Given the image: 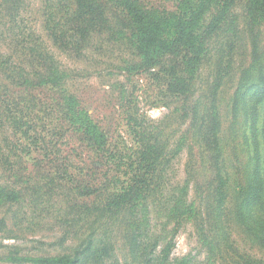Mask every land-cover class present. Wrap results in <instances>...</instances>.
<instances>
[{"label":"rangeland","instance_id":"1","mask_svg":"<svg viewBox=\"0 0 264 264\" xmlns=\"http://www.w3.org/2000/svg\"><path fill=\"white\" fill-rule=\"evenodd\" d=\"M51 1L25 0L17 23L24 33L20 37L25 43H42L54 55L60 69L67 73V91L80 98L108 134L117 161L108 166L99 164L101 158L69 130L60 113V90L31 89L39 104L30 110L18 108L20 112L12 113L2 107L0 184L19 189L21 196L16 202L0 205V264H54L39 259L63 255L78 256L80 264H158L161 258L163 264H238L240 254L264 261V249L234 223L226 225L230 235L214 237L210 250L192 221L177 219L168 211L175 198L185 194L186 187L188 199L197 198V185L188 176L191 153L198 148L191 128V107L219 76L224 159L229 167L233 165L230 150L243 122L242 117L234 118L235 99L256 81L255 73L247 77L245 71L253 61L257 41L262 46L257 62L264 65V24H251L245 0H236L228 22L211 39L192 92H180L172 86L173 75L183 72V51L166 55L153 68L130 71L137 56L128 36L117 34L121 24L115 18L114 32L93 30L83 39L82 33L72 28L70 17L74 16L68 14L75 2ZM143 1L174 8L177 0ZM52 17H58V21ZM48 19L56 25L57 34L68 29L65 38L70 43L50 37L45 29ZM4 25L0 23V57L10 63L14 45L6 40L11 30ZM4 71L0 70L1 79L17 90L16 80L9 82ZM22 113L31 114V122L37 115L38 119L48 116L45 127L59 134L50 143L52 158L44 157V151L37 152L34 144L29 149V139L22 137L12 122L13 116ZM140 125L161 131L158 138L165 146L164 189L150 199L148 220L141 227L129 229L123 218L106 221L101 211L128 175L126 163L138 146L136 132ZM178 147L182 150L176 152ZM65 168L72 173L71 181L57 172ZM231 199L228 207L234 203ZM230 242L238 252L231 250ZM136 246L144 260L136 253Z\"/></svg>","mask_w":264,"mask_h":264},{"label":"trees","instance_id":"2","mask_svg":"<svg viewBox=\"0 0 264 264\" xmlns=\"http://www.w3.org/2000/svg\"><path fill=\"white\" fill-rule=\"evenodd\" d=\"M24 2L25 0H0V23H5L4 26L10 28L11 35L6 40L14 45L11 53L14 54V59L9 55L8 59L12 61L8 63L4 57H0V70L7 72L9 82L16 80L17 86V90L13 91L9 88V83H5L0 77V118L4 116L2 107L12 113L37 107L39 99L32 93L35 88H49L56 92L60 90V113L69 130L94 155L101 158L99 164L108 166L116 162L117 157L110 148L108 134L80 98L67 91V73L60 69L54 55L42 43H25L21 39L20 36L24 33L17 23ZM73 2L75 6L68 14L74 16L70 17L72 28L78 29L83 39L91 35L93 30L114 32L116 29L112 18L121 24L117 34L121 32L128 36L137 56L134 64L128 68L130 71L153 68L166 55L183 51V72L181 75H173L172 86L180 92H192L195 75L209 51V43L228 22L236 0H177L174 8L148 4L143 0ZM245 3L251 24H264V0H245ZM54 13L55 9L52 11L53 16ZM52 18L55 22L58 21V17ZM45 29L51 38L64 39L63 42L70 43L67 41L70 39L65 38V31L68 29H61L62 35L57 34L56 25L49 19ZM253 48V61L245 75L249 77L255 73L256 81L241 98H238V94L235 99L234 118L236 120L242 117L243 122L239 124L240 135L236 136L230 150L233 165L229 167L224 159L221 137L223 130L218 106L222 77L219 76L203 97L191 107V123L194 125L191 128H194L198 148L191 153L188 176L197 185V198L189 200L186 194L189 187H186L185 194L181 193L168 207L170 215L195 224L201 241L210 250L214 248L213 239L216 235L220 234L222 239L226 234L230 235L226 226L230 222L239 226L251 242L264 249V65L257 62L262 50L260 42L254 43ZM31 119V114L22 113L21 116H13L12 122L18 126L22 137L29 139L30 150L34 144L37 152L44 151V157L52 158L50 143L59 134L49 132L45 127L48 116H40L38 119L37 115L32 122ZM160 133L158 127L144 128L140 125L137 129L138 146L126 163L128 175L112 200L101 211L106 221L110 218L117 221L123 218L126 227L131 229L141 227L148 220L146 208L150 205V199L164 189L165 146L159 142ZM179 150H182L181 147L176 152ZM54 154L57 156L56 152ZM68 171L67 168L57 169L58 173L71 181L73 176ZM202 181L205 186H202ZM81 187L80 184L77 185L78 189ZM20 196L19 189L0 184V205L16 202ZM229 197L233 198L232 207H228ZM228 246L238 252L233 243H228ZM136 253H140L142 259H145L138 246ZM240 258L238 264H264L262 259L249 255L240 254ZM39 260L54 264H80L78 256L68 255ZM162 260L163 258L157 263L163 264ZM177 264H186V261Z\"/></svg>","mask_w":264,"mask_h":264}]
</instances>
